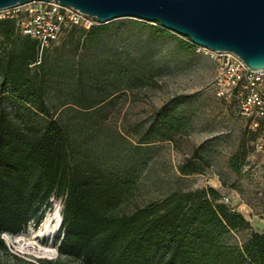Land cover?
Returning <instances> with one entry per match:
<instances>
[{
  "label": "rangeland",
  "instance_id": "obj_1",
  "mask_svg": "<svg viewBox=\"0 0 264 264\" xmlns=\"http://www.w3.org/2000/svg\"><path fill=\"white\" fill-rule=\"evenodd\" d=\"M100 24L104 29L95 40L80 27H67L43 47L49 70L45 99L51 115L67 126L80 157L119 173L132 171V187L118 211L128 213L174 190L211 186L253 230L264 231V154L254 149L256 135L235 101L214 95L215 63L193 49L182 51L179 46L188 39L157 22L119 17ZM0 107L8 109L4 101ZM162 108L185 121L166 140L154 117ZM146 136L151 138L140 142ZM240 141L243 147L234 157ZM195 153L207 164L200 173L180 175L177 165ZM49 201L22 231L0 234L16 257L0 253V264H39L38 259L56 257L60 221L51 232L39 233L45 219L61 213L62 199ZM246 234L232 233L226 241Z\"/></svg>",
  "mask_w": 264,
  "mask_h": 264
},
{
  "label": "trees",
  "instance_id": "obj_2",
  "mask_svg": "<svg viewBox=\"0 0 264 264\" xmlns=\"http://www.w3.org/2000/svg\"><path fill=\"white\" fill-rule=\"evenodd\" d=\"M103 29L79 28L90 41ZM179 48L192 51L193 45L181 42ZM48 72L36 41L21 34L14 19L0 18V104L8 106L0 107V234L19 233L40 218L51 197H60L56 257L38 259L39 264H264V231L253 230L211 186L174 190L119 212L132 171L119 173L78 155L67 126L49 111ZM154 115L161 139L185 126L169 109ZM241 147L243 141L234 157ZM201 164L206 158L195 153L176 169L180 175L200 173ZM240 231H247L240 241H226ZM0 253L16 258L1 237Z\"/></svg>",
  "mask_w": 264,
  "mask_h": 264
},
{
  "label": "water",
  "instance_id": "obj_3",
  "mask_svg": "<svg viewBox=\"0 0 264 264\" xmlns=\"http://www.w3.org/2000/svg\"><path fill=\"white\" fill-rule=\"evenodd\" d=\"M31 0H0V9ZM50 1V0H41ZM106 23L119 17L157 22L193 45L231 51L264 68V0H53Z\"/></svg>",
  "mask_w": 264,
  "mask_h": 264
},
{
  "label": "built area",
  "instance_id": "obj_4",
  "mask_svg": "<svg viewBox=\"0 0 264 264\" xmlns=\"http://www.w3.org/2000/svg\"><path fill=\"white\" fill-rule=\"evenodd\" d=\"M0 18L14 19L19 32L36 41L39 52L67 27L87 30L99 24L94 17L53 0H31L1 8ZM193 50L215 63L211 83L214 95L235 101L238 113L247 121V128L256 132L254 149L264 154V68L246 66L231 51L211 50L198 45H193ZM221 201L233 209L226 196H221Z\"/></svg>",
  "mask_w": 264,
  "mask_h": 264
},
{
  "label": "bare ground",
  "instance_id": "obj_5",
  "mask_svg": "<svg viewBox=\"0 0 264 264\" xmlns=\"http://www.w3.org/2000/svg\"><path fill=\"white\" fill-rule=\"evenodd\" d=\"M59 221H60V216H55L53 218L45 219L44 224H43L41 230L39 231V233L47 234L48 232H51L57 226Z\"/></svg>",
  "mask_w": 264,
  "mask_h": 264
}]
</instances>
